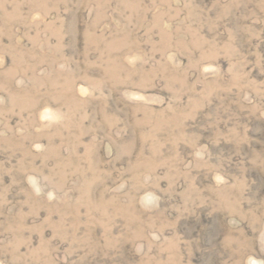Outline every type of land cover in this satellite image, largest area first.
<instances>
[{
    "label": "rangeland",
    "instance_id": "obj_1",
    "mask_svg": "<svg viewBox=\"0 0 264 264\" xmlns=\"http://www.w3.org/2000/svg\"><path fill=\"white\" fill-rule=\"evenodd\" d=\"M0 264H264V0H0Z\"/></svg>",
    "mask_w": 264,
    "mask_h": 264
}]
</instances>
